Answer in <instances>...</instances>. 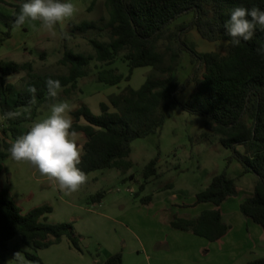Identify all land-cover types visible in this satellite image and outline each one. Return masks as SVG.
<instances>
[{"label": "trees", "instance_id": "obj_1", "mask_svg": "<svg viewBox=\"0 0 264 264\" xmlns=\"http://www.w3.org/2000/svg\"><path fill=\"white\" fill-rule=\"evenodd\" d=\"M5 3V0H0ZM109 18L104 29L108 30L110 41L91 39L95 54H74L66 49L61 64L68 68L65 75H39L30 63L19 64L13 61H0V75L15 76L26 73V89L18 91L13 85L5 84L2 78L0 100L3 103L2 114L17 112L14 119L5 118V135L10 134L13 141L0 139V177L3 173L2 161L11 157L9 147L14 140L26 133L20 131L24 124L36 121L39 110L53 100L47 97L45 81L58 79L66 93L78 88V81L87 76L86 68L91 62H97V80L100 83L118 86L124 80L130 81L136 69L151 68V74L138 90L127 88L118 97H112L110 104H101V115L95 116L87 106L82 105L71 112L73 129L87 138L82 149L81 163L78 167L87 174L108 169L128 171L131 164L126 158L132 152L136 140L160 134L173 106L178 105L185 112L200 116L208 127L219 135L220 143L232 152L223 172L214 176L210 185L196 195L193 205L182 209L210 205L197 217L177 214L171 222L173 229L191 232L209 242L223 240L231 226L225 223L222 205L231 197L237 196L235 181L229 176L233 162L241 164L242 175L254 174L258 181L254 194L241 203L242 214L264 230V57L257 55L255 49L264 44V31L257 29L253 40L242 41L239 46L230 44L224 52L201 53L194 46L183 42L181 34L196 30L203 40L208 42L226 41L224 25L230 11L235 7L264 10V0H106ZM15 12L5 17L4 42L12 36ZM193 15L190 24L176 27L172 35L171 27L184 17ZM99 27L96 22H84L73 25L71 33L63 32L67 37L84 35ZM103 30V28H99ZM175 39L178 44L172 51L170 64H166L165 53L159 45L163 40ZM189 53L193 73L185 82L178 77L177 66L181 54ZM128 62V78L111 67L122 54ZM29 85L36 87L35 100L28 92ZM191 85L194 90L185 103L179 101V95ZM10 95V96H9ZM161 156L149 161L144 169V183L140 185L137 197L145 191L149 180H159L158 163ZM134 180L133 175L126 180ZM1 180V179H0ZM172 188V185L169 186ZM106 197L103 192L92 196V203H100ZM143 205L153 202V196L141 198ZM53 213L49 206L35 208L23 214V211L8 197V192L0 182V264H9L12 254L10 243L18 239L29 251H22L24 259L41 264L37 256L39 251L58 244L64 237L73 247L82 251L74 225H49L48 215ZM16 252L15 249H13ZM106 264H123V255H113ZM248 264H264L259 258Z\"/></svg>", "mask_w": 264, "mask_h": 264}, {"label": "rangeland", "instance_id": "obj_2", "mask_svg": "<svg viewBox=\"0 0 264 264\" xmlns=\"http://www.w3.org/2000/svg\"><path fill=\"white\" fill-rule=\"evenodd\" d=\"M24 2L25 0L0 2V61L19 64L31 62L35 73L39 75H65L68 68L61 64V60L66 49L74 54L94 55L91 39L110 41L108 30L104 29L109 18L106 0H71L77 7V13L56 26L55 37L43 30H37L39 22H36L35 29L27 23L21 28H14L11 38L2 42L4 33L8 31L4 18L12 16L15 6ZM193 20V15H190L175 23L171 27L172 35L177 26L190 24ZM84 22H96L103 30L98 28L84 35L67 37L65 42L62 33H71L73 25ZM181 39L204 54L220 53L226 49L223 44L218 43L222 41L203 40L194 29L182 33ZM177 47L175 39L167 38L160 43L159 49L165 53L167 65L170 64L172 51ZM123 55L124 53L117 58L113 66L104 68L116 69L126 79L130 69L128 62H124ZM180 58L177 66L178 77L181 82H185L192 75L193 66L189 53L183 52ZM96 66L100 64L95 61L90 63L86 68L87 76L78 81L75 91L68 94L61 89L56 101L41 107L34 122L49 116L51 105L58 101H67L71 112L85 105L93 115L100 116L101 104H107L111 111H115L110 104L111 98L118 97L129 87L140 89L152 71L151 68L136 69L130 81L126 79L118 86H110L98 82ZM26 76V73L3 77L0 75V87L3 78L5 84L13 85L18 91L25 90ZM193 90V85L188 87L179 95V101L185 103ZM2 107L0 100V139L13 141L10 134L3 133L6 121ZM33 123L22 125L20 131L28 132ZM76 140H79V134ZM158 155L161 156L158 163L159 172L163 176L159 180H149L145 191L137 197L140 185L144 183V169L149 161ZM231 155L232 152L222 146L219 135L207 126L204 118L191 115L175 105L171 108L160 134L133 142L132 152L126 158V162L131 164L128 171L108 169L94 172L88 176L87 183L79 191L66 195L29 164L8 158L1 162L3 173L0 182L2 188L8 192V197L23 214L35 208L49 206L53 209V213L48 215L49 225H74L83 253L76 250L70 240L65 238L63 243L37 253L41 264H106L110 254H122L123 257L127 254L126 264H150L148 256H151L152 264H179L177 250L169 252L168 249L153 248L154 253L151 249V245L158 240L168 241L172 247L177 244L176 238L171 237V229L161 221L162 207L175 203L193 205L196 195L209 187L214 176L225 170ZM235 165L241 167L238 163ZM228 172L231 173L236 188L242 185L247 189H254V174L240 178L243 175L235 171L233 166ZM132 175L134 180H126ZM100 192L106 197L100 203H92V196ZM150 195L153 196V202L149 206L143 205L141 198ZM187 211L195 214L197 209ZM186 245L189 247L184 254L187 263L188 260L196 262L197 256L193 246L191 248L189 243ZM10 248L12 254L9 264H36L24 259L25 256L21 252L29 250L18 239L11 241ZM18 252L19 256L15 257ZM162 256L165 262L161 261Z\"/></svg>", "mask_w": 264, "mask_h": 264}, {"label": "clouds", "instance_id": "obj_3", "mask_svg": "<svg viewBox=\"0 0 264 264\" xmlns=\"http://www.w3.org/2000/svg\"><path fill=\"white\" fill-rule=\"evenodd\" d=\"M77 13V7L71 0H25L15 16L14 27L21 28L26 23L34 29L43 30L55 37L56 26L64 23ZM229 40L218 42L227 47L239 46L242 41L253 40L257 29L264 31V10L235 7L230 11L229 19L224 25ZM257 55L264 57V44L255 49ZM47 97L56 101L62 88L58 79L45 81ZM33 102L37 89L29 85ZM71 106L67 101H58L51 105L50 115L34 122L29 131L17 137L9 147L11 158L24 162L35 168L39 174L55 184L66 195L80 190L87 183L88 177L78 165L82 153L77 143L78 133L73 129L69 113ZM17 112L5 113V118L14 119ZM19 256V252L15 257Z\"/></svg>", "mask_w": 264, "mask_h": 264}, {"label": "crops", "instance_id": "obj_4", "mask_svg": "<svg viewBox=\"0 0 264 264\" xmlns=\"http://www.w3.org/2000/svg\"><path fill=\"white\" fill-rule=\"evenodd\" d=\"M78 134H79V140H77V143L78 144L79 142L81 143L79 147L82 152L83 145L86 142L87 138L82 133H78ZM235 163L238 162H233L230 165V168L233 166L235 171L243 174L242 173L243 168L241 164L238 163L241 166L239 167V165H235ZM230 174L229 176L231 178ZM246 176H249V174L240 176V178ZM254 178H255L254 181L256 183L258 181V177L255 175ZM236 190H237V196L229 198L221 207L222 212H224L223 218L225 223L231 226L229 233L223 240L218 242H209L201 237L194 235L191 232H183L173 229L171 227V222L173 221L175 215L183 213L190 215L192 218H195L199 214H201L202 211L212 209L213 208L212 206L201 205L197 208L182 209L181 207L186 206V204L185 205H180L176 203L165 204L162 207L160 218L161 221L167 224L168 227L171 229V232L173 233L171 237L176 238L175 240L177 244H175L172 247L168 241L158 240L154 242L153 246L151 245L152 252H154L153 248L158 250L168 249L169 252H172L173 249L175 251L177 250L176 253L179 255L177 257L179 264H191V263L192 264H248L253 260L264 258V230L260 226L253 223L250 219L246 218L242 214L243 212H241L240 210L241 203L247 198L253 196V194L255 193L254 189H247L246 186L238 185ZM189 209L190 210L197 209V212L195 214H191L190 212L187 211ZM65 238L66 237H64L60 243L54 244L50 248L45 250H49L53 246L63 243ZM186 243H189L191 248L193 246V250L195 252V255L197 256L196 257L197 259L195 260L196 262L194 261L190 262L191 260L190 261L188 260L187 263V257H185L184 254L187 253L186 251L187 249H189V247L187 248ZM79 252L83 253V251H79ZM139 254L141 253L139 252ZM113 255L115 254L108 255L107 259L111 258ZM126 255L127 254H124L123 257V262H125V264L127 263ZM159 259L160 256L158 257V260ZM148 261H150V264H152L153 260L151 256H148ZM161 261H164L163 256L161 257Z\"/></svg>", "mask_w": 264, "mask_h": 264}]
</instances>
